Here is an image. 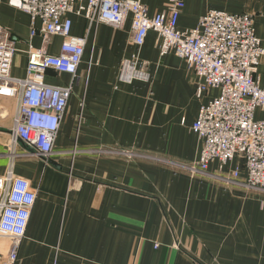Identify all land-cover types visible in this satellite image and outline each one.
I'll return each mask as SVG.
<instances>
[{
    "label": "crops",
    "instance_id": "1",
    "mask_svg": "<svg viewBox=\"0 0 264 264\" xmlns=\"http://www.w3.org/2000/svg\"><path fill=\"white\" fill-rule=\"evenodd\" d=\"M140 1L151 16L169 12V0ZM185 2L179 30L195 29L211 10L252 14L264 45V0ZM71 20V35L87 44L76 80L53 71L44 78L50 86L73 84L48 162L19 143L22 156L12 163L17 104L0 97V176L14 164L37 193L18 264H264V193L246 186L243 160L223 171L213 162L208 175L177 167L199 161L203 143L192 127L219 91L198 97L195 71L174 53L161 56L156 33L134 45L131 17L118 30L100 24L88 31L83 17ZM0 26L18 50L13 78H26L30 44L60 54L62 38L48 45L40 35L31 38L29 15L9 0H0ZM134 57L148 80L123 83L122 63ZM258 76L264 83V58ZM236 170L239 184L217 178ZM10 245L0 237L3 255Z\"/></svg>",
    "mask_w": 264,
    "mask_h": 264
},
{
    "label": "built area",
    "instance_id": "2",
    "mask_svg": "<svg viewBox=\"0 0 264 264\" xmlns=\"http://www.w3.org/2000/svg\"><path fill=\"white\" fill-rule=\"evenodd\" d=\"M9 5L29 15L31 38L40 35L44 45L53 37L63 40L56 56L49 55L45 47L35 49L30 44L27 76L16 79L11 72L18 50L0 26V97L17 104L8 146L12 163L22 156L17 152L19 143L27 147L30 155L46 162L54 154L73 84L50 86L44 78L53 71L76 80L87 44L85 38L71 35V16L83 17L88 31L100 24L118 30L131 17L134 45L143 47L148 34L156 33L161 56L174 53L195 71L199 78L198 97L211 90L219 91L218 97L202 106L192 127L203 143L199 161L177 167L192 175H208L213 162H219L223 171L239 158L247 172L246 186L264 193V83L258 76L264 45L256 34L252 14L211 10L195 29L181 31L177 23L185 0H169V12L154 16L140 0H9ZM38 22L40 28L36 27ZM119 80L147 81L148 74L134 57L122 63ZM119 154L136 157L123 151ZM217 178L228 185L239 184L240 172H233L232 178ZM36 200L31 183L16 176L12 164L0 176V237L11 241L8 254L0 252V264L19 263L20 247Z\"/></svg>",
    "mask_w": 264,
    "mask_h": 264
},
{
    "label": "rangeland",
    "instance_id": "3",
    "mask_svg": "<svg viewBox=\"0 0 264 264\" xmlns=\"http://www.w3.org/2000/svg\"><path fill=\"white\" fill-rule=\"evenodd\" d=\"M259 114H260V113H258V115H259ZM123 152H124L126 155H127V154H130V155H133V154H134V155H135V153H133L132 151H123ZM133 157H134V156H133ZM159 162H160V163H163V164H165V165L167 164V161H163V160H161V159L159 160Z\"/></svg>",
    "mask_w": 264,
    "mask_h": 264
}]
</instances>
